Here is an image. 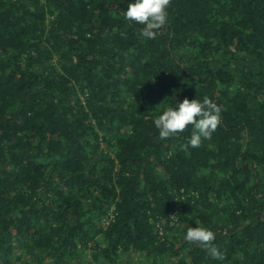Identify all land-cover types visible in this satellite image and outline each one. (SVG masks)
Masks as SVG:
<instances>
[{
    "label": "trees",
    "instance_id": "obj_1",
    "mask_svg": "<svg viewBox=\"0 0 264 264\" xmlns=\"http://www.w3.org/2000/svg\"><path fill=\"white\" fill-rule=\"evenodd\" d=\"M127 5L0 0V264H264V0H171L152 40ZM204 96L212 138L161 141Z\"/></svg>",
    "mask_w": 264,
    "mask_h": 264
},
{
    "label": "clouds",
    "instance_id": "obj_2",
    "mask_svg": "<svg viewBox=\"0 0 264 264\" xmlns=\"http://www.w3.org/2000/svg\"><path fill=\"white\" fill-rule=\"evenodd\" d=\"M170 4L171 0H128L122 15L128 22L142 25L140 35L152 40L168 23ZM157 111L154 125L161 141L191 127V135L182 145L184 150L198 148L204 140H210L221 123L222 108L208 96L202 99L185 97L181 102L174 103V106H165ZM185 239L200 245L213 259L224 260L223 252L213 243L216 235L211 229L203 226L189 227Z\"/></svg>",
    "mask_w": 264,
    "mask_h": 264
}]
</instances>
